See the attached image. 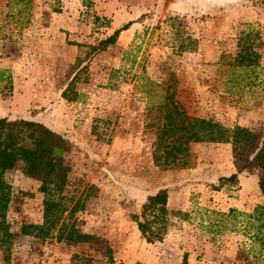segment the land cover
I'll return each mask as SVG.
<instances>
[{
	"label": "rangeland",
	"instance_id": "rangeland-1",
	"mask_svg": "<svg viewBox=\"0 0 264 264\" xmlns=\"http://www.w3.org/2000/svg\"><path fill=\"white\" fill-rule=\"evenodd\" d=\"M126 22L113 44L91 48ZM242 31L255 35L254 66L232 64ZM0 69L11 82L0 81V117L42 122L69 142L60 218L94 236L65 244L57 225L21 234L41 224L43 195L16 167L3 175L0 220L14 235L0 264H181L184 253L186 264H264L246 257L241 230L217 226L219 213L263 202L256 173L220 179L234 170L226 142L190 143L185 166L159 168L146 125L151 102L171 94L188 115L264 132V0H0ZM160 187L171 212L148 243L129 214Z\"/></svg>",
	"mask_w": 264,
	"mask_h": 264
},
{
	"label": "trees",
	"instance_id": "trees-1",
	"mask_svg": "<svg viewBox=\"0 0 264 264\" xmlns=\"http://www.w3.org/2000/svg\"><path fill=\"white\" fill-rule=\"evenodd\" d=\"M129 23L114 29L111 34L91 46L93 50H104L113 44L118 33L125 31ZM255 35L251 31H242L237 39V51L232 64L239 67L256 65L257 52L253 49ZM0 81L10 86L9 72L0 69ZM154 112L146 123L154 128L151 143V159L155 166L166 169L172 166H185L189 154V144L197 142L219 143L226 142L230 146L231 164L234 174L221 176V180L236 182L241 172L256 173L257 189L263 202L254 205L250 212L229 209L219 213L223 218L217 226L225 224L230 231L241 230L247 240L246 257L251 260L264 258V132L236 125L229 129L223 124L209 118L188 115L171 94L164 95L160 100L151 102ZM70 150L66 138L52 130L42 122L31 119H9L0 117V216L3 217L7 201L8 187L4 173L16 167L26 176L39 181L38 190L42 193V222L41 224L24 223L20 226L21 234H33L44 237L51 234V229L57 225V240L65 244H76L80 241H90L94 236L81 232L74 221L67 223L65 217L60 218L66 211L61 194L67 172L69 171L64 154ZM167 191L165 187L157 188L146 195L138 212H131L129 219L143 236L145 242L160 241L167 230L171 210L166 206ZM81 207V205H80ZM73 207L69 209L72 215ZM60 221H59V220ZM0 220V242L10 240L14 234L9 232ZM224 221V222H223ZM186 255L182 256L181 264H186Z\"/></svg>",
	"mask_w": 264,
	"mask_h": 264
},
{
	"label": "crops",
	"instance_id": "crops-1",
	"mask_svg": "<svg viewBox=\"0 0 264 264\" xmlns=\"http://www.w3.org/2000/svg\"><path fill=\"white\" fill-rule=\"evenodd\" d=\"M234 173H236L235 170H230V171H229V174H226V175L230 176V175H232V174H234ZM239 174H240V173H239ZM239 174H238V176H237V179L239 180L240 184H242V183H246V182L249 181L248 178H246V177H244V176H239ZM151 193H152V192H151ZM232 206L235 207V208L238 207V206H236V205H232ZM230 207H231V206H230Z\"/></svg>",
	"mask_w": 264,
	"mask_h": 264
}]
</instances>
